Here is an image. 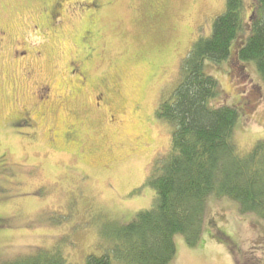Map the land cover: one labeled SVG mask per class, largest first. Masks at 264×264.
I'll use <instances>...</instances> for the list:
<instances>
[{"label": "rangeland", "instance_id": "1", "mask_svg": "<svg viewBox=\"0 0 264 264\" xmlns=\"http://www.w3.org/2000/svg\"><path fill=\"white\" fill-rule=\"evenodd\" d=\"M243 1L246 35L258 6ZM83 2L0 0V264L38 250L85 264L152 206L146 180L171 132L156 110L225 9L224 0ZM237 48L204 66L239 112L233 140L247 153L264 140V82ZM173 240L174 264H264V221L231 201L208 202L195 246Z\"/></svg>", "mask_w": 264, "mask_h": 264}, {"label": "trees", "instance_id": "2", "mask_svg": "<svg viewBox=\"0 0 264 264\" xmlns=\"http://www.w3.org/2000/svg\"><path fill=\"white\" fill-rule=\"evenodd\" d=\"M247 34L243 0H224L208 38L194 41L181 60L177 84L160 102L155 116L169 124L168 152L155 162L146 180L155 193L152 206L111 233L109 254L87 256L85 264H174V236L188 246L199 241L210 200L233 202L239 215L264 221V140L247 153L237 150L233 130L239 112L227 105L205 62L228 60L233 46L243 63H254L264 82V0ZM243 36L244 39L240 40ZM59 252L41 251L3 264H64Z\"/></svg>", "mask_w": 264, "mask_h": 264}, {"label": "flooded vegetation", "instance_id": "3", "mask_svg": "<svg viewBox=\"0 0 264 264\" xmlns=\"http://www.w3.org/2000/svg\"><path fill=\"white\" fill-rule=\"evenodd\" d=\"M84 4V6H86V7H88L89 8V6H91V5H93V6H95L96 4V0H91V3H88V2H83ZM77 8H79V7H77Z\"/></svg>", "mask_w": 264, "mask_h": 264}]
</instances>
